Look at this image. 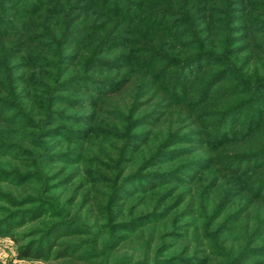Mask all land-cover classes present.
I'll return each instance as SVG.
<instances>
[{
  "label": "trees",
  "instance_id": "16d2710c",
  "mask_svg": "<svg viewBox=\"0 0 264 264\" xmlns=\"http://www.w3.org/2000/svg\"><path fill=\"white\" fill-rule=\"evenodd\" d=\"M180 1L183 2L182 8L173 10L169 0H150V5H144L141 0H90L92 5L100 6L103 12L109 14L108 16L125 21L131 19V23H140L141 27L148 28L143 29L138 26V39L134 37V40L126 36L124 38L117 33L113 35V37L117 35L118 42H122L119 46H124V43L132 45L135 42L134 47L139 46V48L136 49L137 53H133L135 49H132V54L143 53L135 60L131 57V53L116 55L115 59L125 56L127 64L133 62L145 71L140 74L135 73L133 77V70L128 69L132 72L118 79V83L105 78L107 82L115 85V88L103 92L93 87L90 93H93L96 100L91 104L89 97L81 100L90 104L91 113L76 118L82 119L79 122L88 124L97 122L108 130L112 127H121L126 112L133 114L138 112L139 107L135 106L137 97L149 86L154 89L153 98L156 101L153 110L146 114L155 119L150 123L154 128L153 132L155 130L153 143H159L160 146L162 142L163 144L167 142L171 137V131L177 126L193 123L201 127L204 119L213 118L214 120L207 123L211 132L200 133L201 137H197L202 144L199 150H204L205 155L189 162L187 167L198 166L209 169L218 165L220 173L228 172L245 178L253 173L250 182L253 181L257 189L251 197L253 201L239 200L240 204H235L237 208H233L234 205L227 210L232 197L226 199L227 192L213 194L218 183L215 181L219 178L206 183L201 180L197 182V178H194L189 182L195 185L193 190L178 191L177 187H174L170 189L167 197L153 199L152 203L143 206L144 211L135 214L132 210L141 207L142 202L131 203L129 200L140 191L128 193L129 183L139 178V170H145L156 164L160 153L153 154L145 169L142 167L134 171L128 167L129 161L125 157L126 152L132 150L130 134L120 137L119 133L108 131L107 134H115V137L107 135L105 131H98L97 133L102 134L98 135L93 127L87 130L85 135H75L78 130L69 131L68 128L64 129L63 133H55L61 135L65 141H82L78 145L66 143L64 146L66 153L79 154V160H82L84 166L82 169L84 175L80 178L79 173L74 176L67 174L68 177L62 185L48 188L54 179L49 174V168L42 166V162L49 166L65 160L55 157L51 147L45 151L40 143H35L36 145L31 143L33 136L26 133L22 137V144L32 147L22 151L20 146L13 145L14 153L10 154L11 157L8 153L5 154L11 158L6 162L9 170L0 167L1 181L10 182L15 179L19 186L32 183L23 191L37 194L34 198L27 197V201L23 200L18 204V206L31 204L30 209L16 210L0 220L6 223L19 220L18 223L13 222L3 228V231L10 234L16 243L22 244L18 251L19 258L42 260L46 264H246L254 256H259L261 259L256 264H264V208L253 207L255 201L264 204L262 201L264 113L258 110L252 111L246 122L250 129H246L243 133H235L242 126L238 123L240 110L244 111L253 104L264 103V0ZM0 2L4 5L0 6V38L8 35L16 36L13 42L9 39L3 41V43L9 42L8 57L22 54L23 62L19 61L21 63L19 68L31 70L32 66L41 64L39 59L45 60L41 52L45 50L47 53V49L42 48L49 44H41L39 40L47 37L48 33L44 31L42 22L12 18L3 10L4 7L12 10L22 8L25 12L31 7L28 11L31 14L34 8L39 7V1L0 0ZM132 4L136 6V10H139L138 13L130 7ZM236 4L245 6L239 10L244 14L243 19L248 25L249 32L254 29L255 33L243 35L242 38L247 40V44L239 53L235 51L237 49H232V44L239 40L231 39L228 32L224 38H221L218 31V25L228 23V19L238 20L234 17L237 12L234 7ZM50 8L54 9V7ZM54 14L51 13L52 17L49 20L52 24L58 23ZM170 16L172 21L167 23V18ZM179 27L182 28L178 29ZM73 28L65 27L63 22L58 23L56 30L61 32L57 36L58 39L54 37L56 34L49 33V38H52L51 41L49 40L50 44L77 45L79 42L89 41L88 37L92 33L96 34L95 29L99 30L95 23ZM131 29L133 30L134 27ZM145 33L150 34L147 38L148 43L139 40V37L142 38ZM190 34H193L194 47L183 45L182 42V39L189 37ZM111 41L113 42L112 37L106 38L100 45L104 43L109 46V43L112 44ZM2 45L0 43V47ZM171 45L183 50L179 57L164 54L165 48ZM62 48L64 50V47ZM188 48H195L196 53L190 55L188 50L191 49ZM2 50L3 48H0V51ZM105 52L102 47L94 56L83 58L79 50L68 53L64 50L60 54V60L50 61L49 65L51 64L54 70L45 72L47 75L45 82H38V75L33 77V84L40 83L37 86L39 88L25 85L17 89L18 85L12 84L15 83L14 80L7 82L6 78L0 75V106H8V109L13 110L21 108L26 114L34 116L45 111H50V115H56L54 106L57 99L52 89L56 86L55 92L71 91L75 84L80 85L84 81L93 80L89 72L101 66L100 64L110 63L112 66H117L113 58L107 60L100 58ZM244 52L246 53L242 57L235 55ZM55 53L56 49L49 51L51 57ZM69 59L71 63L84 67L83 73L70 74L69 65H64ZM157 60L166 64L152 73L151 67ZM220 64L222 67L211 73L205 71L207 75L203 80L194 81V76L202 74L204 68ZM2 66L10 71L16 68L0 62V67ZM174 67L177 68L175 80L169 85L161 84L166 78L167 70ZM230 73L235 83L214 89ZM90 88L86 90L89 91ZM239 88H243L244 91L240 93ZM4 92L8 93V98L3 94ZM235 96H241V99L234 103H225L226 99ZM9 98L14 99L15 102L11 103ZM188 98L190 100L187 101ZM150 102H153V99L149 100ZM204 111H208V115H204L207 117H201ZM7 119L0 113V123L10 122L18 130L25 128L17 123L15 116L10 120ZM68 133L81 137H69ZM151 135L152 131L145 137V142H148ZM118 140H124L122 141L124 145L114 143ZM171 144L169 143L168 146ZM40 148V153H37L35 150ZM22 152L29 157H19ZM75 162L78 163V161L69 163ZM18 165L28 169H18L22 168L17 167ZM90 166H97L100 170L96 171ZM60 171L61 174H65L66 168ZM239 186L241 187L238 196L240 188L244 185L239 181ZM51 190H57L58 204L46 200V192ZM236 196L233 195V198ZM172 197L174 202L165 205ZM10 198L9 194L3 193L0 200H7L12 204L15 200ZM45 213H48V220H51L49 223H42L40 228L28 233L12 232L14 228L24 226L29 221H37ZM180 229H183V235L177 233ZM228 241L232 244L228 245ZM169 251L176 253L167 255Z\"/></svg>",
  "mask_w": 264,
  "mask_h": 264
},
{
  "label": "rangeland",
  "instance_id": "374dc122",
  "mask_svg": "<svg viewBox=\"0 0 264 264\" xmlns=\"http://www.w3.org/2000/svg\"><path fill=\"white\" fill-rule=\"evenodd\" d=\"M39 7L34 8L31 14L28 13L30 11L31 7L23 11L22 8L19 9H9L4 7V12L6 15H9V17H16L21 19H30L34 22L40 23L42 22V27L45 29H42V31H46L48 33L47 37H43L39 40V43L41 44H49V46H44L42 49H47V53L45 50H42L41 55L45 57V60H40V65L32 66L30 69H24L19 68L20 62H23L21 60L23 58L22 54H18L15 57H8V54L10 53L8 51V45L9 42L3 43V41H14L16 40V36H4L0 38V43H2L3 48L2 51H0V62L3 64L7 63L8 65H11L13 67H16L12 71L7 70L5 67H0V75L2 77H5L7 82L8 81H15V83H12L13 85H18L17 89H20L22 87L26 86H32L34 88L37 87L41 82H45L47 80V75L45 72L53 71V67L51 64L49 65L50 61L52 60H60V54L63 53L65 50V53H68L70 51L79 50L82 54V57H88V56H94L100 49H105V53H103L100 58L107 60L113 58L117 64V66H112L110 63H102L101 66L96 67L93 70H90L89 75L92 77L93 80L91 81H84L83 83H80V85L75 84L73 86V89L71 91H58L55 92L56 86L52 89L53 95H56V104L54 106V111L56 112V115H50V111L48 112H40L38 116H34L31 114H26L23 110H13L8 109L5 106H0V113L3 114L4 117H7V120H10L12 116L17 117V123L21 124L23 127L20 130L16 128V126H13L10 124V122H4L0 123V167L9 170V166L6 165V162L10 161V157L12 153H14L13 145L20 146L22 148V151L27 149L28 147L32 146H26L23 145V136L28 134H32L33 137H31V143H40L42 145L43 150H49L50 147L53 149V153L56 155L58 159H64L63 162H56L52 165H46L44 162H42L43 167L49 168L50 172L49 174L53 177L54 180L50 183L49 187H57L59 185H62V183L66 180V177H68L67 174L70 175H77L79 173L80 178L84 175V170L82 172V169L84 168L82 160H79V154L77 152L66 153V148L64 144H71V145H78L79 143H82L81 140H64V138L55 133H63L64 129H69V131L78 130V133L75 135H85L86 131L89 130L91 127L96 131L95 133L98 135H102L101 132L105 131L106 134L109 133L108 131H113L114 133H119L120 137H123V135L130 134V138L132 141V150H128L126 152L125 157L129 161L128 167H131L134 169V171L139 170L140 168L146 167L147 163H149V160L152 158L154 153H160L158 154L156 164L153 166H149L145 170H139V178L135 182L129 183L128 193H133L136 191H140L135 194L134 197L130 198L131 203L136 202H142V206L137 208L136 210L133 209L132 212L135 214L140 213L143 210V206L148 205L149 203H152L153 199L159 197H167L170 193V189L177 187L178 191H188L189 189L194 188V184H189L190 181H192L194 178H197V182L201 180V182H208L210 180L219 178L218 181H215L217 183V187L214 189L213 194L220 193L224 194L227 192L226 199L231 198V204L228 207L227 210L233 207L235 204L238 203V201H253L251 197L254 195V190L256 184L250 182L251 177L254 175L251 173L246 178L242 175L238 174H232L228 172H219L218 165H215L212 168H200V167H194L191 166V168L187 167V164L189 162L195 161L199 158V156H204V150H199L201 147V142L197 140V137H201L200 133H209L211 132L210 126L207 125L209 121L214 120L213 118H206L201 122V127L195 126L193 123L188 124H182L181 126L175 127L173 129L174 131H171V137L163 144V142L160 144H154L153 138L155 134V130L153 132V127L150 123L154 121V117L147 116L146 114L153 110V108L156 106V101H154V89L151 87H146L144 92H142L138 97L137 101L135 103V106L139 107L137 110L138 112L129 113L126 112V118L121 121V127L118 126L117 128L112 127L111 129H105L102 128L97 122L94 124H88L86 122H79L82 119L76 118V117H82L86 116L89 113H91V107L90 104L92 101L96 100V97L93 96V93H90L92 91L93 87L94 89L100 90V91H107L108 89L115 88V85L110 84L107 82L106 79L112 80L115 83H118V79H121L122 77H126L125 74L132 72L128 71V69H132L133 73L132 76L134 77L135 73H143L145 70L138 67V64H134L131 62V64L126 63L125 56H120L119 58L115 59L116 55L119 54H126L131 53V57L136 59L138 55H143V53L138 54H132V49H135L133 53H137L136 49L139 48V46H135V42L132 45H129L128 43H124V46L122 45V42H118L119 40L116 38L117 35H122L124 38L130 37L133 39L134 37H137L138 34V26H140V23H131V19L129 21L125 20H118L117 17H111L108 16L109 14L107 12H103L102 8L97 5H92L90 0H38ZM138 1V0H133ZM168 1V0H167ZM253 1V0H252ZM141 2L144 5H150V0H141ZM171 7L173 10H177L180 7L182 8V3L180 0H175V2H171L169 0ZM23 5V3H22ZM0 6L3 7L4 5L1 4ZM26 6V5H25ZM130 6V5H129ZM50 7H54V9H51ZM132 9L136 11L137 13L139 10H136L135 5H131ZM234 7H236V13L234 14L238 20H234L233 18L228 19L229 22L225 24H219V33L221 38H224L225 35L228 34L232 37L231 39L239 40L232 44L230 41V44L233 45L232 49H237V53L241 51L245 45L247 44V40L243 39V35L246 33L249 34H255L254 29L249 32V29L247 28V24L244 22L243 19V13L240 12L239 9H243L245 6L242 5L239 6L236 4ZM240 7V8H238ZM52 11L55 13L54 18L58 19V23L63 22L65 27H74L79 28L83 25H87L90 23H95V25H98L99 30L95 29L96 34H91L88 38L90 39L87 42H79L77 45L73 44H67L65 46L61 45H52L50 44L49 40L51 41L52 38H49V33L56 34L54 37L58 39V35L61 31L56 30V25L58 23L54 22L52 24L49 22L52 16L49 12ZM99 12V14H98ZM39 15V16H38ZM240 18V19H239ZM35 19V20H34ZM94 19V21H92ZM97 19H99L97 21ZM56 21V20H55ZM172 21V17L170 16L167 18V23ZM131 23V24H130ZM132 25V26H131ZM54 27V28H53ZM58 27V26H57ZM134 27L132 30L131 28ZM141 27V26H140ZM73 28V29H74ZM143 29H148L141 27ZM182 27H179L180 29ZM185 28V27H184ZM40 31V30H39ZM131 31V34H129ZM134 31V32H133ZM117 35L113 37L114 34ZM89 33L87 34V36ZM128 35V36H127ZM86 36V37H87ZM113 39L112 44L109 43V46L106 44H101V41L106 40V38ZM150 37V34L145 33L144 36L139 37V40L149 42L147 38ZM264 37V34H263ZM138 39V37H137ZM134 40V39H133ZM132 41V40H131ZM183 45H189L190 47H194L193 45L195 42H193V34L187 36V38L182 39ZM106 45V46H105ZM99 46V47H98ZM64 47V50L63 48ZM52 51L56 49V53L54 56H50L49 51ZM191 50H188L190 55L196 53L195 48H188ZM97 50V51H96ZM174 51V52H173ZM181 49H176L171 46H167L164 50L165 55H171L179 57L182 53ZM246 52L243 54H235L240 55L239 57H242L245 55ZM167 55V56H168ZM133 60V61H134ZM20 61V62H19ZM69 62H65V66L69 65V73L75 74V73H83L84 67L79 66L78 64L71 63V59L68 60ZM136 62H138L136 60ZM145 62L143 61V64ZM166 62H163L161 60H157L155 64L151 67V72L153 73L156 71V69L160 67H164ZM140 66V65H139ZM141 67H144L141 65ZM147 67V66H146ZM222 65L213 66L210 68H204V71L202 74H196L194 76V81L197 80H203L207 74H205V71L208 73H211L219 68H221ZM147 70V69H146ZM253 71V70H251ZM176 72L177 68H169L167 70L166 78L161 82V84H167L169 85L173 80L176 78ZM30 74V75H29ZM38 75V82L40 83H34L33 84V77ZM130 75H128L129 77ZM245 76V75H244ZM120 77V78H117ZM106 78V79H105ZM103 83H102V82ZM234 78H232V74L230 73L229 76L221 81L219 84L215 86L214 89H219L227 85H231L234 82ZM91 83V84H89ZM11 84V85H12ZM33 84V85H32ZM194 84V83H193ZM191 84V85H193ZM88 87H91L89 91L86 89ZM240 89V88H239ZM214 91V90H213ZM244 90L241 88L239 90L240 93H242ZM56 93V94H55ZM6 97L8 96V93H3ZM89 97L90 104H87L86 101H81L83 98ZM102 97V96H101ZM8 98V97H7ZM11 103L15 102L14 99L9 98ZM153 99V102L149 103V100L151 101ZM241 99V96H235L230 97L225 100V103H234L236 101H239ZM190 100V98L187 99V101ZM223 100V99H222ZM162 109V108H161ZM258 110L260 112L264 113V103L257 105L253 104L246 110L242 111L240 110V114L238 113L239 119V125H242L239 129L235 131V133H243L246 131V129H250L249 126H247L246 122L248 119V116L252 114V111ZM19 111V112H18ZM208 115V111H204L201 115ZM75 118H71V117ZM231 116H233L231 114ZM51 117V118H48ZM207 117V116H204ZM235 117V116H234ZM167 118V116H166ZM102 120L106 118H101ZM120 119H117L119 121ZM128 121V122H127ZM60 127V128H59ZM98 128V130H97ZM98 131H101L100 133H97ZM152 131V135L149 137L148 142H145V137H147V134ZM199 131V132H198ZM198 132V133H197ZM69 137H73L75 135H72L71 133ZM49 135V136H45ZM109 136H115L107 134ZM75 137H81V136H75ZM112 138V137H111ZM80 139V138H79ZM115 139V138H113ZM114 141V140H113ZM124 140H121L118 142H114L116 144L120 143L121 145H124L122 142ZM169 143H172L170 146ZM11 144V145H10ZM9 145V146H7ZM33 145V144H32ZM56 145V146H54ZM34 149V148H31ZM40 149H36L37 153H40ZM132 151V152H131ZM9 154V156H5V154ZM221 153V152H220ZM64 155V156H63ZM28 155H25V152H22L19 157L21 158H28ZM54 157V156H53ZM56 158V159H57ZM78 161V163L70 164L69 162ZM21 165H18L17 167H20ZM22 167V166H21ZM92 169H95L96 171H99L100 168L97 166H90ZM66 168V173L61 174V169ZM139 168V169H138ZM21 170L28 169V168H18ZM44 170V168H42ZM20 170V171H21ZM10 181V180H9ZM79 181L78 179L76 180ZM239 181L243 183L244 187L240 188V195L238 196V190H239ZM12 179L10 182H4L0 180V199L1 195L3 193H7L11 196L10 199H14L15 201L12 204H9L7 200H0V220L4 219L6 215L9 213H12L19 209H30L32 207L31 204H25L23 206H18L19 203H22L21 201L26 200V198L35 197L37 196L36 193L33 192H27L23 191V189H27L28 186L32 185L26 184L23 186H19L18 181ZM241 185V184H240ZM41 187V186H40ZM47 196L46 200H48L50 203L58 204L59 199L56 197L57 190H51L50 192H46ZM233 195H237L235 198H233ZM264 191H262V201L264 202ZM215 196V195H214ZM175 197V196H174ZM174 197L167 200L165 205H168L172 202H174ZM63 199V198H62ZM253 207L262 206L264 208V204L260 203L259 201L253 202ZM240 203H238L239 205ZM20 207V208H19ZM238 206L235 205L233 208H237ZM56 209V208H55ZM62 211V209H60ZM17 220H11L9 223L1 222L0 223V264H46L42 260H36V259H23L18 257V251L20 249L19 243H16L10 234L5 233L3 231V228L5 226H8L9 224L16 222ZM51 220H48V213H45L42 218L37 219V221L34 222H27L24 224V226H18L12 230V232L16 233H28L31 230L35 228H40L42 223H49ZM5 223V224H4ZM183 224V223H182ZM18 225V224H17ZM179 235H183L184 231L183 229H180L177 231ZM31 239V238H29ZM232 241V240H231ZM228 241V245H231L232 242ZM170 242H173V240H170ZM179 244L181 242H178ZM172 253H176L173 251H169L167 255H173ZM261 257L254 256L250 261H248L246 264H256L257 261H259Z\"/></svg>",
  "mask_w": 264,
  "mask_h": 264
}]
</instances>
